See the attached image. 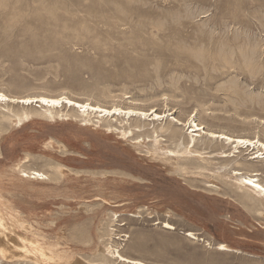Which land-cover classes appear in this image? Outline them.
Instances as JSON below:
<instances>
[{
  "label": "rangeland",
  "instance_id": "374dc122",
  "mask_svg": "<svg viewBox=\"0 0 264 264\" xmlns=\"http://www.w3.org/2000/svg\"><path fill=\"white\" fill-rule=\"evenodd\" d=\"M0 92L190 115L264 143V0H0ZM167 123L154 125L162 142L153 156L152 126L135 131L146 142L136 147L73 120L0 123V210L62 264H97L109 243L149 264H264V203L231 174L264 182V159L219 158L230 147L216 140L198 145L205 162L169 159L188 132ZM18 168L49 181H22Z\"/></svg>",
  "mask_w": 264,
  "mask_h": 264
},
{
  "label": "bare ground",
  "instance_id": "6f19581e",
  "mask_svg": "<svg viewBox=\"0 0 264 264\" xmlns=\"http://www.w3.org/2000/svg\"><path fill=\"white\" fill-rule=\"evenodd\" d=\"M25 101L27 102L25 103ZM18 108L19 110L17 111L16 109ZM69 111L74 112L75 116H72L74 113L70 116L68 113ZM194 118L195 117L189 115L186 121H180L172 117V114H169L167 111L157 112V110L153 108L144 110L117 105L106 107L88 101H78L65 95L10 96L0 92V123L8 121L10 129L21 128L35 119L48 123L73 120L84 127H89L93 130L100 129L103 133L117 135L120 140L139 147L142 145L146 146L145 139L140 137L133 138L134 133L136 130L139 132L142 127L147 125L149 127L152 126V131L151 135L146 138L148 142L146 154L153 156L156 151L160 149V144L162 142L158 135L159 131L154 125H161L164 121H168L167 124L170 127L176 128L178 131L187 128L186 132H188L186 142L175 146L179 149H170L167 151V157L169 159H178L183 162L198 159L201 162H205V158L202 157V153L199 152V150L197 151V147L201 143L210 144L214 140L217 142L220 141L223 148L230 147L227 152H220L219 158L231 161V159L237 158L235 154L239 155L241 152L246 151L251 153L248 154L249 161L264 159V143L260 142L258 139H248L222 132H213L214 130H207L205 127L197 124ZM130 121H135L138 125L134 126L133 129L130 127L125 128L124 125L126 126ZM180 147L182 148L180 149ZM142 152L140 151V153ZM227 165L228 164H226V166ZM199 169L204 170L201 165ZM18 173L20 179H28L37 182H43L44 180L49 181L47 175L34 170L18 168ZM231 174L234 181L242 186L241 189L247 199L258 203H264V190H261L264 188V182L257 178L258 173L255 175H245L242 171L231 170ZM257 185L259 187H257ZM216 187L217 185L214 181L207 183V189H211V191L215 190ZM114 216L115 214H112V217ZM163 229L168 231L175 230L174 227L168 223H164ZM20 230H22L23 233H20ZM30 230L31 226L20 220L17 215L11 212H7L6 215V213L0 210V256L4 259H22L37 264H62L55 259L50 247H44L39 240L28 236L29 232H31ZM186 237L190 240H195V235L190 232L186 233ZM216 248L219 251L236 252L224 244H219ZM97 250L99 255H101L100 262L97 264H149L142 260L125 256L120 252L118 246L110 243L98 247ZM63 264L93 263L84 261L79 256H75L70 262Z\"/></svg>",
  "mask_w": 264,
  "mask_h": 264
},
{
  "label": "crops",
  "instance_id": "0c3cea01",
  "mask_svg": "<svg viewBox=\"0 0 264 264\" xmlns=\"http://www.w3.org/2000/svg\"><path fill=\"white\" fill-rule=\"evenodd\" d=\"M20 178V177H19ZM22 181H25L24 179H21ZM27 181H30V180H27ZM33 182H37V181H33Z\"/></svg>",
  "mask_w": 264,
  "mask_h": 264
},
{
  "label": "snow or ice",
  "instance_id": "6c2138e0",
  "mask_svg": "<svg viewBox=\"0 0 264 264\" xmlns=\"http://www.w3.org/2000/svg\"><path fill=\"white\" fill-rule=\"evenodd\" d=\"M27 101H25V103H26ZM250 183V182H249ZM257 187H259L258 185H257ZM261 190H264V188H262Z\"/></svg>",
  "mask_w": 264,
  "mask_h": 264
}]
</instances>
